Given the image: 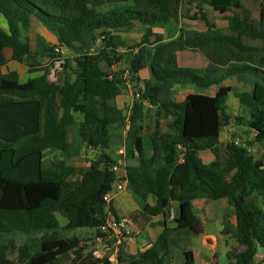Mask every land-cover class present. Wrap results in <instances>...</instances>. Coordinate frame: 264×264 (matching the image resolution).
Instances as JSON below:
<instances>
[{"label": "trees", "instance_id": "1", "mask_svg": "<svg viewBox=\"0 0 264 264\" xmlns=\"http://www.w3.org/2000/svg\"><path fill=\"white\" fill-rule=\"evenodd\" d=\"M183 1L0 0V233H44L31 245L0 243V264H58L69 252L74 255L72 264H110L80 247L76 236L63 234L87 229L106 240L100 230L108 219L105 196L118 182L126 183L138 205L129 217L135 224H148L157 216L163 219L158 223L163 231L153 244L134 256L125 255L120 246L118 262L195 264L191 239L203 229L191 202L205 199L226 200L234 210L235 226L225 224L223 233L231 234L242 250L228 253L230 264H264V162L252 153L264 140V47L241 43V37L264 40V0L259 20L251 19L239 0H201L216 12L231 13L227 21L234 36L215 30L201 15L207 32L182 31L169 42L155 37L151 45V29L176 25ZM116 3L130 5L97 11ZM34 22L55 35L57 44L34 36ZM133 23L146 29L138 43L127 45L113 32ZM150 45L151 78L144 81L138 73ZM59 47L75 55L71 64L61 59ZM5 49L11 50L12 61L40 75L20 83L15 71L3 74L8 63ZM184 50L201 52L211 67H179L176 53ZM61 61L56 81H49L50 66ZM119 65L127 68L128 79L116 78L112 69ZM240 75L258 79L251 96L262 105L246 119L226 113L230 88L221 85ZM128 83L133 100L126 117L116 98ZM176 85L217 91L212 97L190 94L177 103L172 98ZM147 105L157 109L158 118L163 112L170 115L164 131L156 121L150 156L143 142ZM75 115L81 117L79 122ZM124 121L125 176L120 179L113 170L121 165L111 155L109 126ZM230 124L245 129L240 137L237 133L221 143ZM250 133L253 137L248 139ZM86 150L94 153L87 167L67 164ZM202 151H210L214 160L203 164L197 157ZM47 155H53L48 164ZM173 203L179 212L170 219ZM56 215L66 220L65 227H60ZM15 250V260L9 259L8 253ZM257 255L260 263L254 261Z\"/></svg>", "mask_w": 264, "mask_h": 264}, {"label": "crops", "instance_id": "2", "mask_svg": "<svg viewBox=\"0 0 264 264\" xmlns=\"http://www.w3.org/2000/svg\"><path fill=\"white\" fill-rule=\"evenodd\" d=\"M190 1L192 0L183 1L181 17L176 25L165 26V27H154L151 29L153 33V37L150 38L151 45L153 44L155 37H159L163 42H169L178 39L182 31H192L197 33L207 32L208 30L207 25L205 21L201 19V15L205 16L207 22L210 25H212L215 30L222 32L224 35L234 36V34L230 31L228 27V21H227V18L231 15V13L221 14L219 12H216L201 0H193L192 3H190ZM239 2L244 8H246L250 12L251 19L253 20L260 19L261 0H239ZM126 5H130V3L127 4L116 3V4H108L104 6L112 8L111 10H114ZM234 12H238L241 16L240 11L234 10ZM101 13H105V12H101ZM193 15H195V17L191 18V16ZM1 26H3L4 30H6V24L4 20H1ZM37 26H38V30L41 29L40 28L41 25H37ZM263 27H264V22H263ZM145 29L146 27H143L138 23H133L132 25L126 28L114 31L113 33L118 35L120 39L124 41L127 45H134L140 41L143 33L145 32ZM40 38H43L46 41V43L52 45L57 44V39L53 34L50 39H48V37H44V35L40 36ZM98 43L99 42L97 41L96 47H98ZM241 43L244 46L257 47V48L264 47V40H258V39L252 40L248 37H241ZM151 45L146 46L145 60L142 63L141 69L138 73L139 78L144 81H147L151 78V72L149 68V62L152 58ZM4 56L8 60V63L5 68H2V73L5 74L7 71H15L18 75V79L20 83H25L27 80L40 75L38 73L30 74L25 66L12 61L10 59L11 58L10 49L4 50ZM176 62L177 65L181 68H190L195 70H206L211 67V62L199 51L184 50L177 52ZM126 69H127L126 67H122L119 65L118 67H115L112 70L113 73H115L117 79L118 78L128 79L129 77L127 75ZM217 70L221 71L222 67L218 66ZM233 80H236L235 85L232 84L234 82ZM256 82H258V79L252 75H240L233 78H226L221 82L222 86H226L230 88V92L225 100L226 113L228 115H230L231 117H242L246 119L245 117L241 116V113L244 112L242 108L244 107L245 109L244 106L245 104L242 103L241 100H237L235 97H232L234 99H231L232 96L231 94L234 89H236L238 93L248 92L251 94L252 86ZM240 88L241 90L239 91ZM216 91H217V87H212L207 91H197L195 88L189 85H176L172 88V98L175 102L181 103L190 94H203L212 97L215 95ZM243 95H240V97ZM132 100H133V89H132V85L128 83L126 89L122 90L120 95L116 98L117 108L123 110L124 115H126V117L129 116L131 112ZM91 104H95V103H90L89 104L90 107ZM246 107L249 108V114L255 112L256 110L262 109V105L259 102L254 101L253 98L252 101H250V103H248ZM99 108L100 106L97 107V109ZM127 108L129 109L128 111ZM156 111L157 109L150 105H147L145 108L143 142L148 156L151 155L153 150L150 138L154 132L156 121L159 122L160 129L164 131L165 124L170 120V115L168 113L163 112L159 115L158 118ZM127 129H128L127 121L109 126V132L111 135L110 151L111 153H113L111 154L112 157L116 159L119 165H121L115 171L116 176L120 179H122L125 176V171L123 168L124 155H125L124 139ZM243 129H245V127L230 124L229 126L224 128L220 137V142L226 143L227 141H229V139H231L232 135L237 133H238V137H240V135H242L241 132ZM114 132L121 134V137L116 136ZM238 137L236 140H239ZM252 137L253 134L250 133L249 139ZM116 139H118L117 142ZM256 145L260 146L261 151L260 150L258 151L259 154L264 155V140ZM256 145L254 146V150ZM114 149H116V151H114ZM116 154H118V156ZM81 157L82 155L80 156V158ZM197 157L203 164H208L214 160V156L210 151L199 152ZM84 167L81 166L78 168H84ZM120 183L123 186V190L115 193L111 197L110 201L107 202L106 205V212L108 214L107 222H111L112 220L118 217H124V216L130 217L131 214H133L138 210V205L134 201L132 195L126 190V183L125 182H120ZM211 202L213 201H208L205 199H196L191 202V206L193 208L195 215L202 224L203 232L200 235V237L202 238L203 246H208L213 252H215L217 238L214 235L206 234L203 226V223L207 222L208 217H210V215L213 213L214 207ZM150 204H152V201H150ZM222 209H223V215L221 222L219 223L221 226V230L219 231V236L225 242L226 250L229 253L232 251L231 250L232 246L230 244L231 239H233L235 242L236 240L231 236V234H224L223 230L225 224H228L230 229H232L235 226L234 210L232 206H230L227 203L226 200H222ZM172 211H173V217L178 216L179 208L177 203L172 204ZM56 218L58 220L60 227L66 226L67 222L64 218H62L59 215H56ZM162 220L163 219L161 216H157L152 218L150 220V223L148 224L136 223V226L138 227V234L128 240L121 239L118 241L116 238H106V240L101 241L100 238L96 236L95 231H89V230L87 231V233H82L85 234L83 236L82 234H70L68 235V237L76 236L80 240V245H79L80 247L86 248L88 252H92V253L97 252L99 255L97 257L98 259L100 260L107 259V261H109V263L112 264L114 261L118 262V256L120 254V246L122 247L121 251L125 255L134 256L138 252L145 250L151 244H153L163 231V227L158 225V223L161 222ZM167 223L168 225L170 224L169 222ZM76 230H72V232L73 231L75 232ZM43 235L44 233L34 234V235L23 234L18 232L0 233V243L7 244L8 241L12 240L14 242L15 247H20L24 245L26 246V245L34 244ZM209 240H211L212 242L209 243ZM235 244L237 245V242ZM16 254H17V250L8 253L7 256L9 259L15 260ZM193 255L195 259L194 252ZM214 256H216V254ZM73 258L74 255L72 254V252H69L59 257L58 264H72ZM215 263H216L215 260H213L212 262H207L204 264H215ZM97 264H103V262Z\"/></svg>", "mask_w": 264, "mask_h": 264}, {"label": "rangeland", "instance_id": "3", "mask_svg": "<svg viewBox=\"0 0 264 264\" xmlns=\"http://www.w3.org/2000/svg\"><path fill=\"white\" fill-rule=\"evenodd\" d=\"M111 9L112 8L104 6V7L99 8L98 11L99 12H106V11H109ZM35 23L36 22H34L31 25V33L34 36H36V37L37 36L40 37V36L44 35V37H48V39H50L51 36H52L51 32L46 30L42 26L40 27L42 30L41 29L38 30V26L37 25H39V24H35ZM2 29L4 30L3 26H2ZM46 31H48L49 33L46 32ZM22 35L26 36L28 34L24 30H22ZM34 36H31L32 39H34ZM33 42L35 43L36 41H33ZM34 45L35 44H33V47H35ZM61 56H62L61 59L63 61H68V63L71 64L75 55L72 52H70V51H68L66 49L64 55H61ZM61 64H62V61H61V63H58V64L56 63L53 66H50V73L48 75L49 81H56L57 78L55 77V74H56L55 72H60V69H61L60 65ZM17 69H19V68H17ZM51 72H52V74H51ZM211 74L212 73H209L207 75H211ZM200 75L203 76V74H200ZM233 81L234 82L232 84L235 85L236 84V80H233ZM240 90H241V88L239 89V91ZM231 95H232L231 99H234L232 97H235L237 100H241V102L245 104L244 105L245 109H244V107L242 108L244 112L241 113V116H243L245 118H248L249 117V108H247L246 106H247L248 103H250V101H252L251 94L248 93V92L247 93H244V92L238 93L236 91V89H234L232 91ZM240 95H243V96L240 97ZM91 107H99V105L91 104ZM128 110L129 109L127 108V111ZM75 119H76L77 122H79L81 120V117L78 116V115H75ZM114 134H116V136L121 137V134H119L117 132H114ZM244 140H247V139L244 138ZM117 141H118V139H116V142ZM255 150H257V151H255ZM255 150L252 153L255 155V157H257V158L260 157L261 160H263V162H264V155H260L259 152H258L260 150V146L256 145ZM114 151H116V149H114ZM111 154H113V153H111ZM116 155L118 156V154H116ZM93 156H94L93 152L86 150L82 154L81 158L79 157V158H76V159H73V160H69V161H67V164L70 165V166H74V167H81V166L82 167H84V166L86 167V166H88L89 161L93 158ZM52 159H53V155H47V157L45 159L46 164H48L49 161H51ZM211 203H212V205L214 207L213 213L210 215V217H208V221L203 223V226H204V230H205L206 234L214 235L217 238L216 250H215V252H213L208 246H203L202 238L200 236L192 237L191 244H190V249L195 253V264H204V263H207V262H212L213 260H215V262H216L215 264H230L231 262L228 259V252L226 250L225 242L219 236V231L221 230V226H220L219 223L221 222L222 215H223L222 200L213 201ZM87 231H88L87 229H77L75 232L74 231L73 232L69 231V232H65L63 235L65 237H68V235H70V234H82V233H87ZM89 231H91V230H89ZM83 235H85V234H82V236ZM210 242H212V241L209 240V243ZM227 243H229V242H227ZM235 243L236 242L233 239H231V241H230V244L232 246L231 250L232 251L233 250H242V247H240L238 244L236 245ZM215 254H216V256H214ZM216 258H217V261H216Z\"/></svg>", "mask_w": 264, "mask_h": 264}, {"label": "built area", "instance_id": "4", "mask_svg": "<svg viewBox=\"0 0 264 264\" xmlns=\"http://www.w3.org/2000/svg\"><path fill=\"white\" fill-rule=\"evenodd\" d=\"M58 53L61 55H64L65 53V48L59 47L58 48ZM60 55V56H61ZM62 57V56H61ZM61 63V62H58ZM57 63V64H58ZM179 161L181 162V157L179 158ZM117 168H113L114 171H116ZM123 190V186L121 183H116L114 186V190L111 194H108L105 196V201L106 203L110 201L111 197ZM170 219H173V211L171 209L170 213ZM101 232L105 233L107 235L106 238H116L118 241L121 239L128 240L131 239L132 237L136 236L138 234V227L136 224L129 218V217H118L111 222H107L105 226L101 227ZM105 238V239H106ZM103 241L102 239H100ZM92 255L97 258L99 255L97 252H93ZM255 263H260L261 261V256L257 255L254 259ZM112 264H122L120 262L114 261Z\"/></svg>", "mask_w": 264, "mask_h": 264}, {"label": "water", "instance_id": "5", "mask_svg": "<svg viewBox=\"0 0 264 264\" xmlns=\"http://www.w3.org/2000/svg\"><path fill=\"white\" fill-rule=\"evenodd\" d=\"M262 168H264V166H262ZM251 264H253V263H251Z\"/></svg>", "mask_w": 264, "mask_h": 264}]
</instances>
